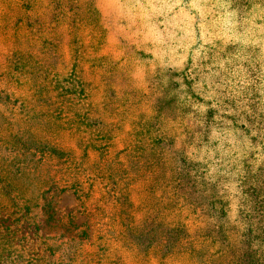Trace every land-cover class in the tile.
<instances>
[{
  "label": "trees",
  "instance_id": "16d2710c",
  "mask_svg": "<svg viewBox=\"0 0 264 264\" xmlns=\"http://www.w3.org/2000/svg\"><path fill=\"white\" fill-rule=\"evenodd\" d=\"M95 1L23 0L18 6L21 14L26 11L36 15L19 17L15 27L31 31L40 41L39 55L44 56L53 42L45 31H54V26L67 19L70 41L76 46L72 59L77 64L81 26L100 25L102 14ZM36 2L46 3L45 17L39 16ZM114 2L119 16L115 13L113 25L118 30L129 26L128 9H143L149 18L152 16L145 0L140 4L135 0ZM80 16L85 17V22ZM163 28L160 24L162 33ZM118 37L124 55L102 58L99 70L103 90L80 78L75 83L80 90L74 94L86 102L85 113L74 114L78 125L74 130L75 150L82 153L79 159L74 149H64L48 138L58 134L39 105L43 99L47 103L46 87L52 84L48 67L40 56L25 57L15 48L9 52L4 70H0V264L9 261L12 254H17V264H34L41 259L40 251L50 256L57 254L53 264H77L83 254V241L71 238L56 246L50 242L54 239L40 235L38 213L51 211L50 202H40L44 203L45 195L51 192L67 190L83 200V206L89 202L85 210L89 218L104 215L103 206L112 200L119 229L116 242L140 264H264V163L254 171L255 154L243 160L245 174L235 178L239 195L228 188L218 190L217 184L211 186L210 195H202L198 179L188 173L196 169L202 176L206 173L199 170L208 168L216 159L205 156L207 164L199 159L201 143L194 136L197 125L190 119L198 115L192 103L203 104L204 97L190 90L187 77L188 95L184 99L173 95L178 85H163L161 67H156L153 74L149 72V90L147 85L122 87L124 78L119 79L120 86L115 81L113 84L116 67L126 57L140 60L144 66L150 60L158 62V55H152V51L147 52L120 34ZM213 43L217 45L214 51H218L222 41ZM234 50L230 44L220 55ZM23 86L30 95L15 92ZM98 91L103 99L94 104L92 97ZM67 94L70 92H63L59 99L69 101ZM214 115L216 112L209 110L208 121ZM173 145L180 149L176 156L184 171H177L176 163L165 154ZM189 152L196 157L191 162L186 156ZM232 179L219 177V182L229 183ZM138 184L141 186L133 187ZM96 193L99 197L90 201ZM138 213L143 216L138 217ZM52 221L51 213L45 224ZM77 235L87 239L84 231ZM13 241H17L16 246ZM109 262L121 264L118 257ZM80 264H100V260L87 256Z\"/></svg>",
  "mask_w": 264,
  "mask_h": 264
},
{
  "label": "clouds",
  "instance_id": "9594fccd",
  "mask_svg": "<svg viewBox=\"0 0 264 264\" xmlns=\"http://www.w3.org/2000/svg\"><path fill=\"white\" fill-rule=\"evenodd\" d=\"M145 6L152 12L151 27L159 30L163 24L167 38V51L157 56L163 85H178L172 94L184 99L189 92L187 77L190 90L206 101L192 103L198 115L190 119L197 125L194 136L201 143L199 159L205 164V156L216 159L199 170L206 174L198 176L196 169L188 174L198 179L204 196L211 194L213 184L239 195L235 178L245 174L243 160L255 154L254 171L264 163V0H145ZM217 39L222 43L214 51ZM230 44L235 50L220 59ZM210 54L219 71L204 63ZM209 110L216 112L211 121ZM179 151L173 145L165 154L176 163L177 171H184L176 156ZM186 156L190 162L196 159L191 152ZM219 177L233 179L220 183Z\"/></svg>",
  "mask_w": 264,
  "mask_h": 264
},
{
  "label": "rangeland",
  "instance_id": "374dc122",
  "mask_svg": "<svg viewBox=\"0 0 264 264\" xmlns=\"http://www.w3.org/2000/svg\"><path fill=\"white\" fill-rule=\"evenodd\" d=\"M21 2L23 0H0V70H4L9 52L14 50V48L23 52L25 57L28 54L41 57L42 63L49 69L47 74L52 84L46 87L47 94H45V97H47V103H43V99L41 100L42 102H39V105L47 113L50 122L55 124L58 132L56 136L50 135L48 138L51 141H56L57 145L64 149H74L75 155L79 159L82 153L80 150H75L76 135L74 130H76L78 125L74 123L76 121L74 114H84L86 102L78 94H74V92L78 93L80 90L75 85L76 80L80 78L91 82L95 86L100 85L103 90L104 85H102L101 81L103 74L99 70V66L103 63L101 61L102 58L118 54H122L120 57L124 55V51L119 45V34L126 40L134 42L137 46L145 48L147 52L152 51L154 56H163L167 51V38L160 29L157 30L151 27V20L143 9H128L127 17H125L129 26L127 29L118 30L113 25L114 16L116 14L119 16L114 0H96V5L102 14L100 21H98L100 25L88 24L87 27L81 26L79 32L80 54L77 64L72 59L76 46L71 44L67 19L58 26H54V31L49 28L45 31L46 36L53 42L50 50H47L44 56H41L38 51L40 41L37 37L24 26L22 28L15 27L19 17L24 18L26 14L32 17L36 15L33 12L26 11H23L22 15L18 9ZM37 4L39 16L45 17L48 14L46 3L38 2ZM80 17L82 22H85V17ZM205 47H209V45H205ZM212 55L210 54V59L204 63L212 67L213 71H219L218 66H214ZM227 57L228 54H224L220 55L219 58L223 60ZM155 58L157 59V57ZM110 59L115 62L113 58ZM147 62L148 64L144 66L140 60L130 59V56L124 58V61L117 65V73L113 74L114 77L111 78V81L113 84L115 81L117 86H120L119 79L124 78L122 87H126L127 84L130 88L131 86L145 87L147 85L149 90L150 82L147 81V78L150 73L153 74L156 67L161 66L159 61L157 63L152 60ZM128 63L130 66L125 67ZM74 65H76L75 68ZM207 70L206 68L205 72ZM46 88L42 89L45 90ZM12 89L11 91H13ZM15 92L19 96L30 95L27 86H23ZM63 92H70V94H67L69 101H65V98L59 99V95ZM102 99V92L98 91L93 94L92 102L100 104ZM56 108H59L58 111L53 112ZM39 110L41 109L39 108ZM59 111L60 113H58ZM125 129L127 130L128 128ZM119 148L121 147L119 146ZM89 156L92 157L93 153L90 152ZM139 186L141 185L138 184L133 187L138 188ZM98 197L97 193L93 194L90 201ZM45 198V202L41 201L40 203L43 205L46 201L50 202L51 211L45 209V211L40 210L38 213L40 228L42 229L40 235L54 239V241L50 242L56 246L71 238L83 241L84 244L80 247L83 254L78 258L77 264L82 262V257L87 256H91L93 261L100 260V264H110L109 261L117 257L121 260V264H140L116 242V234L119 229L116 225L117 220L114 216L116 209L113 207L112 200L103 206L104 215L95 214L92 218H89L85 211L89 207V202L87 203L86 201L87 207L83 206L85 202L77 199L71 190H67L64 193L54 191L45 195ZM51 213L53 221L46 225L45 221ZM137 216L141 218L143 215L138 213ZM82 231L87 236L86 240L77 235ZM16 244L17 241H13V245L16 246ZM39 253L41 259L34 264H53L58 258L57 254L50 256L47 252L40 251ZM16 256L17 254H12L10 260H4L2 264H17L19 258ZM151 264H157V262L152 261Z\"/></svg>",
  "mask_w": 264,
  "mask_h": 264
}]
</instances>
